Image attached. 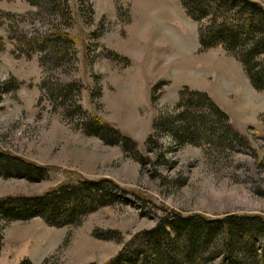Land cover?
Returning a JSON list of instances; mask_svg holds the SVG:
<instances>
[{
	"label": "rangeland",
	"instance_id": "1",
	"mask_svg": "<svg viewBox=\"0 0 264 264\" xmlns=\"http://www.w3.org/2000/svg\"><path fill=\"white\" fill-rule=\"evenodd\" d=\"M65 3L63 18L0 0V151L48 169L37 181L0 175V198L93 180L118 186L119 199L77 225L3 221L0 264H106L172 212L264 217V90L233 53L201 48L208 19H191L182 0ZM58 30L74 41L63 58L38 48ZM184 88L207 93L241 139L223 136L222 120L184 143L156 127L178 114ZM91 119L127 147L90 134Z\"/></svg>",
	"mask_w": 264,
	"mask_h": 264
},
{
	"label": "trees",
	"instance_id": "2",
	"mask_svg": "<svg viewBox=\"0 0 264 264\" xmlns=\"http://www.w3.org/2000/svg\"><path fill=\"white\" fill-rule=\"evenodd\" d=\"M65 1L29 0L42 12L62 13L63 18L68 10L61 9ZM182 5L194 21L208 19V25L199 28L201 48L222 46L233 53L244 66L253 87L264 90V9L250 0H182ZM42 38L38 48L43 51L46 47L52 48L53 54H60V58L74 42L59 30ZM61 43L69 47L62 50ZM177 107L181 108L177 115L161 118L155 124L167 128V134L174 141L188 142L189 137L199 133L197 129L213 130L217 120H222V134L228 140L241 139L231 124L224 123L228 121L227 115L207 93L184 88ZM212 116L215 122H209ZM90 121V134L110 144L124 140L127 147V139L118 131L96 119ZM47 170L0 151L2 176L37 181L47 176ZM117 187L110 182L80 180L59 185L39 196L0 198V248L3 221L39 216L51 226L77 225L88 213L117 202L120 194ZM106 264H264V217L164 214L154 228L138 233Z\"/></svg>",
	"mask_w": 264,
	"mask_h": 264
},
{
	"label": "bare ground",
	"instance_id": "3",
	"mask_svg": "<svg viewBox=\"0 0 264 264\" xmlns=\"http://www.w3.org/2000/svg\"><path fill=\"white\" fill-rule=\"evenodd\" d=\"M165 44V43H164Z\"/></svg>",
	"mask_w": 264,
	"mask_h": 264
}]
</instances>
